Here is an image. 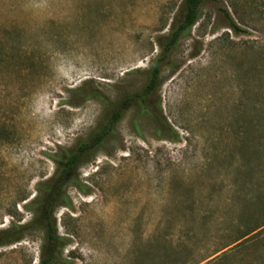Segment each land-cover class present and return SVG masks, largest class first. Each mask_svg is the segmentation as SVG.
<instances>
[{"label":"rangeland","instance_id":"1","mask_svg":"<svg viewBox=\"0 0 264 264\" xmlns=\"http://www.w3.org/2000/svg\"><path fill=\"white\" fill-rule=\"evenodd\" d=\"M182 2L0 0L1 231L33 220L53 156L96 127L103 105L77 89L120 99L164 56L153 100L167 133L132 107L77 169L53 213L58 264H264V1L206 0L165 50ZM44 239L1 246L0 264H40Z\"/></svg>","mask_w":264,"mask_h":264},{"label":"trees","instance_id":"2","mask_svg":"<svg viewBox=\"0 0 264 264\" xmlns=\"http://www.w3.org/2000/svg\"><path fill=\"white\" fill-rule=\"evenodd\" d=\"M205 1L183 0L180 13L173 20L168 35L158 37L160 45H162L161 41H164L165 50L174 48L180 39L188 34L197 24ZM223 11L229 21L230 27L235 32L241 34L248 33L236 24L228 8H225ZM163 58L164 56L151 62L147 82L141 90L120 99L111 98L97 87L92 86L89 89H85L84 86L90 84L92 81L85 82L84 86L77 89L87 100H97L102 103V115L88 139L82 141L70 153L53 156L57 163H59V169L51 180L39 184L40 196L34 199L28 206L34 211L35 217L27 224H13L12 227L6 230H0V247L20 242L28 231L41 230L44 233L45 248L48 251L46 252L47 254L43 255L40 264L59 263L64 239L57 234V224L53 218V213L59 204L70 205L63 192V188L66 185L81 186L79 178L75 174L77 169L87 161L92 160L105 142L115 136L117 125L123 119L125 113L132 107H137L141 112L149 114L152 120L159 126L160 132L167 133L165 126L157 115L158 111L161 112L162 104L160 100H153V97L158 94L163 81L161 67ZM251 233L239 238L236 242L244 239Z\"/></svg>","mask_w":264,"mask_h":264}]
</instances>
